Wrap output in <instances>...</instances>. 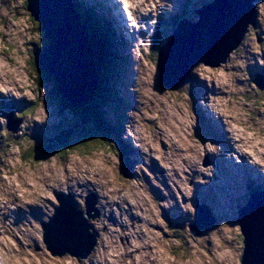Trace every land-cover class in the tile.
I'll return each mask as SVG.
<instances>
[{"label":"rangeland","instance_id":"obj_1","mask_svg":"<svg viewBox=\"0 0 264 264\" xmlns=\"http://www.w3.org/2000/svg\"><path fill=\"white\" fill-rule=\"evenodd\" d=\"M71 1L88 8L94 7L88 4L91 2L103 4L102 0ZM103 1L116 30L128 43V47L123 43L119 50L127 58L126 66L120 70L123 78L120 95L127 111L121 122L122 133L110 134L113 146L102 141L95 125L85 116H79L83 128L71 122L74 113L70 115L67 108L58 104L52 83L37 85L33 63L36 48L45 45L42 31L26 12L24 0H0V131L6 130L8 115L13 124L18 122L12 124L14 132L4 131L7 135L0 136V197L3 195V205L11 201L22 209L42 210L19 223L22 227L12 225L14 215L8 213L6 228L0 229V264H78L76 258L69 256L48 257L47 261L37 257L39 253L30 237L39 239L35 235L37 220L54 213L52 207L57 204L53 192L69 191L75 195L79 207H83L77 197L78 189L72 186L77 181L82 183L81 180L91 182V186L100 184L106 195H110L109 189L130 195L135 206V221H129L135 233L131 235L129 228H123L122 232L128 235L126 240L117 239L112 264H240L243 246L237 212L248 204L250 194L241 199L242 189L247 187L240 180L236 192L226 190L219 183L218 170L230 174L226 164L239 163L234 170L242 179L245 171L238 170L248 165L257 167L248 170L251 176L264 173V0L252 2L256 26L249 27L241 45L226 62L217 68L196 64L190 71V84L176 90L159 84L153 52L155 36L160 40L164 35L162 41H165L172 33L170 29L176 17L182 14V19L195 22L198 17L194 10L213 0H121L122 6L113 0ZM97 8L94 13L103 17ZM121 9L129 15L134 33L129 34L131 27L125 23ZM156 15L165 21L159 32L154 25ZM253 79L262 90L251 82ZM106 116L108 120L113 114L108 111ZM203 120L208 122L206 127ZM69 123L75 124L73 142L80 143L83 136H88L90 141L86 146L76 145V150L65 158L55 153L40 161H22L27 151L24 145L28 144L24 140L41 142L42 148L48 144L56 146V142L45 143L53 127ZM205 128L221 137L228 149H223L224 144L218 147L219 138L206 133ZM116 143L121 146L126 143L137 150L136 163L130 172L133 180L125 178L128 163H133L129 158L123 162L120 155L127 156L130 152L125 149L119 152ZM186 145L191 149L186 150ZM153 158L162 170L151 168ZM69 168L77 172H68ZM226 178L227 184L235 176ZM230 187L235 188L236 184ZM44 197L48 203L39 206ZM208 206L216 219L212 228L203 230L210 221L199 226L196 216L205 218ZM171 210L174 220H185L194 228L193 232L188 224L181 230L170 229ZM20 233L27 236L21 239ZM101 245L100 241V252ZM29 246L33 247V255ZM138 248L153 252V257L136 256L134 260V250ZM100 252H95L86 263L91 264L93 258L92 264H104Z\"/></svg>","mask_w":264,"mask_h":264},{"label":"water","instance_id":"obj_2","mask_svg":"<svg viewBox=\"0 0 264 264\" xmlns=\"http://www.w3.org/2000/svg\"><path fill=\"white\" fill-rule=\"evenodd\" d=\"M24 1L26 12L39 25L45 40L42 49L36 48L38 70L52 79L55 85L52 93L58 104L67 108L70 115L78 114L91 104L98 87V75L87 33L74 10V3L71 0ZM253 1L213 0L194 10L197 21L180 20L172 37L157 50L155 65L159 84L176 90L189 83L190 71L196 64L210 68L224 64L241 45L249 27L256 26ZM254 83L262 89L256 81ZM8 122L6 129L12 133L15 130L9 115ZM55 200L57 207L50 221L42 226L43 243L53 256L67 254L78 260L87 258L97 236L95 232L90 233L91 226L87 223L95 216L91 214L94 200L91 206H85V213L77 209L68 195H56ZM72 211L77 215V223L71 219ZM206 221L210 224L202 229L213 226L209 212L205 218L198 217V225ZM237 223L243 246L240 264H264V195L250 197L248 204L238 212ZM54 226H58L64 245L48 236Z\"/></svg>","mask_w":264,"mask_h":264},{"label":"trees","instance_id":"obj_3","mask_svg":"<svg viewBox=\"0 0 264 264\" xmlns=\"http://www.w3.org/2000/svg\"><path fill=\"white\" fill-rule=\"evenodd\" d=\"M95 6L100 8L103 17L98 16L94 13ZM101 4H95L94 7L91 6L88 8L85 4H76L74 3V10L80 14V22L83 23V27L86 29L87 36L89 38L93 58L97 67L98 75V87L92 96L91 104L86 106L82 111L80 110L77 113H74V120L77 127L83 128L79 116L86 117L92 124L95 125L96 130L101 134L102 141L105 144H110V139L116 133H122V128L124 127L122 120L124 119V114L127 111L124 105V98L120 96V87L118 83L120 79V74L123 65H126L127 58L123 56V53L118 54L115 47L118 48L117 43L114 42L116 36L115 21L112 17L106 16L105 9L100 7ZM97 8V9H98ZM185 17V16H184ZM183 18L181 14L176 18L175 22L172 25L175 26V23ZM159 25L156 30L158 32L165 25L164 20L159 21ZM173 26V27H174ZM172 28V27H171ZM157 32V33H158ZM164 36V35H163ZM120 39V38H119ZM123 40V39H122ZM121 40V46L123 42ZM156 46H154V55L156 56L158 47L163 43L161 37L160 40L155 36ZM155 43V41H154ZM115 46V47H114ZM44 47V45H43ZM120 50V48H118ZM122 65V67H121ZM34 73L36 74L37 85L48 82L52 83V79L48 77L44 72L38 70L36 63H33ZM55 85L53 84L52 89ZM103 98H106L103 101ZM108 111L113 114L111 119H106ZM30 113L28 109V114ZM26 114V111H25ZM80 114V115H79ZM115 114V115H114ZM82 119V118H81ZM74 123H69L65 126H55L50 133L48 142H56V146L53 144H48L44 148L41 145L43 143L30 141V139L24 140L28 144L24 145L27 149L24 155H22V161H40L49 154H58L67 157L73 153L77 147L76 145H87L90 139L88 136H83L80 143L73 142L72 133L74 131ZM6 132V130H4ZM4 131H0V136H5L7 133L3 134ZM112 136H111V135ZM88 137V138H87ZM21 138V137H20ZM12 139L15 140V137ZM5 146H10V144L5 143ZM5 148V147H4ZM1 159V157H0Z\"/></svg>","mask_w":264,"mask_h":264},{"label":"bare ground","instance_id":"obj_4","mask_svg":"<svg viewBox=\"0 0 264 264\" xmlns=\"http://www.w3.org/2000/svg\"><path fill=\"white\" fill-rule=\"evenodd\" d=\"M78 15L80 16V14L78 13ZM82 25H83V23H82ZM127 28V27H126ZM88 45H89V47H90V49H92V47H91V44H90V41L88 40ZM22 106V105H21ZM47 132V131H46ZM186 147V150H189V149H191V146H188V145H186L185 146ZM194 151H195V149H194ZM56 197V196H55ZM20 210H18L17 211V216H19L20 215ZM71 219L75 222V223H77V221L75 220V218L77 217V215H76V213H74L73 211L71 212ZM97 215V213H95V216ZM94 216V217H95ZM58 226H54V227H52L51 229H49L50 231H49V233H48V236H51V238H54L55 240H57V242H58V244H60V245H64V242H63V239H62V236H60L58 233H59V231H58ZM75 243H77V242H75Z\"/></svg>","mask_w":264,"mask_h":264},{"label":"clouds","instance_id":"obj_5","mask_svg":"<svg viewBox=\"0 0 264 264\" xmlns=\"http://www.w3.org/2000/svg\"><path fill=\"white\" fill-rule=\"evenodd\" d=\"M237 148L240 149V150H244L240 145H237Z\"/></svg>","mask_w":264,"mask_h":264}]
</instances>
